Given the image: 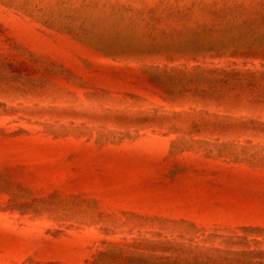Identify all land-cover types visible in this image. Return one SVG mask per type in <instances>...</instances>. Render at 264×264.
<instances>
[{
  "label": "rangeland",
  "instance_id": "obj_1",
  "mask_svg": "<svg viewBox=\"0 0 264 264\" xmlns=\"http://www.w3.org/2000/svg\"><path fill=\"white\" fill-rule=\"evenodd\" d=\"M0 264H264V0H0Z\"/></svg>",
  "mask_w": 264,
  "mask_h": 264
}]
</instances>
